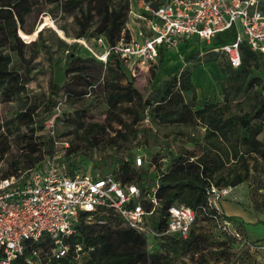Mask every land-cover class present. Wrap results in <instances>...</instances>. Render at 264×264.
Listing matches in <instances>:
<instances>
[{"label":"trees","instance_id":"1","mask_svg":"<svg viewBox=\"0 0 264 264\" xmlns=\"http://www.w3.org/2000/svg\"><path fill=\"white\" fill-rule=\"evenodd\" d=\"M47 1H61L58 5L68 12L79 10L74 15L77 25L75 34L69 36L85 37L88 40L104 36L110 44L116 43L122 35L131 8L129 0ZM151 1L158 4L162 0ZM33 11V0H0V89L4 88L9 96L25 89L31 80L32 58L26 56L25 49L37 40L26 42L19 30L32 32V29L26 26V18ZM44 29L45 27L39 31V36ZM61 29L66 32L65 27ZM21 32L23 33L22 30ZM66 41V44L73 47L67 57L66 74L86 79V85L84 89L77 90L68 78L62 85L52 81L51 86L66 89L69 93L79 96L86 95L89 93L88 87L95 85V76L91 73L89 63L100 65L99 72L103 68L109 70L104 81L109 105L128 115L110 140L111 145L117 146L122 152L113 156L114 169L109 172H113L124 184H138L144 193L150 192L158 183V207L153 225L157 232L165 226L166 210L170 205L182 204L198 210L200 205L206 202L212 186L233 187L251 179L252 183L248 182L251 183L250 197L253 206L256 210L264 207V199L260 198L264 196V192L260 191L264 188V179L261 178L264 169L260 163L261 159H264V141L259 138V134L264 130V79L251 76L253 68L264 71V57L261 53L251 50L245 41L241 42V65L238 68L231 67L228 60V67L218 63L223 73H230L233 87L231 98L224 87L222 101L206 100L196 107L198 95L189 67H183L161 79L158 86L145 95L130 81L123 82L120 78L110 80V72L113 69L120 71L122 75L127 72L126 64L119 54L111 52L104 63L83 44ZM78 47L82 52L76 51ZM15 57L18 58L21 70L16 67ZM215 59L211 57L207 60ZM153 74L156 75V71ZM185 92L191 93L189 102L185 101ZM240 93H244L243 98L234 104L233 99ZM243 102L247 103V109L242 108L234 112L232 106L241 105ZM54 103L51 99L44 105L46 116L43 119L35 118L36 110L40 106L37 102L18 112V120L25 121L29 128L28 137H38L39 140L28 144V150L25 152L28 162H13L14 172L21 167H32L46 155L53 154L54 140L43 133V128L44 119L51 114ZM197 121L203 125L201 137L194 138L186 134L184 139L192 141L194 146H181L175 155L167 158L165 164L158 154L148 161L142 158V162L137 164L130 149H124L125 146L130 148L131 142L140 132L144 134L146 145H150L155 123L164 125L176 122L195 126ZM37 131L42 133L43 138L39 134L36 135ZM106 131L104 123L89 122L83 128L82 137L94 147L99 145L101 136ZM36 151L40 152L34 155ZM79 153V147L74 143L66 147L65 158L61 159V163L69 161L65 166L69 172L82 170L76 160ZM10 174L11 172L6 171L3 176ZM144 205L150 207L148 202ZM197 213L196 220L201 218L217 226L216 221L207 214L200 211ZM88 216V212L81 214L78 223L80 234L77 237L85 246H91V249L80 258L67 256L58 264H177V261H180V264H257L251 246L258 244L260 239H247L239 226L241 239L221 229L219 230L224 235L218 239L206 233L203 227H193V224L185 238L168 233L157 235L162 250L150 251L147 247V235L120 224L122 219L112 210L105 215V223L90 222ZM229 218L238 221L236 216ZM236 244L239 247L233 250Z\"/></svg>","mask_w":264,"mask_h":264},{"label":"built area","instance_id":"2","mask_svg":"<svg viewBox=\"0 0 264 264\" xmlns=\"http://www.w3.org/2000/svg\"><path fill=\"white\" fill-rule=\"evenodd\" d=\"M142 9L130 8L122 35L114 44L104 36L88 40L73 37L98 59L107 62L111 52L136 68L158 64L167 48L183 40L209 41L233 26V40L217 45L233 68L241 65L240 43L264 57V9L259 0H143ZM72 43V42H71ZM132 68V67H131ZM59 106L44 119L43 133L53 138L54 152L29 168H19L0 177V264H58L67 257L80 258L91 249L77 237L81 214L88 212L96 222L105 223L109 210L123 223L146 235L163 233L187 237L197 211L214 219L217 227L241 239L236 224L220 208L222 196L231 186L211 187L198 210L172 204L166 210L165 226L157 232L158 183L144 193L136 183L124 184L113 172L75 170L61 163L59 147L70 146L57 137ZM163 164L167 158L162 157ZM142 162L137 157V164ZM148 202L147 208L144 203ZM90 221V220H89ZM74 236V239H72Z\"/></svg>","mask_w":264,"mask_h":264},{"label":"rangeland","instance_id":"3","mask_svg":"<svg viewBox=\"0 0 264 264\" xmlns=\"http://www.w3.org/2000/svg\"><path fill=\"white\" fill-rule=\"evenodd\" d=\"M34 11L26 18V26L32 29V32H26L20 29V34L26 42L37 40L36 43L31 44L25 49L27 57L31 59V80L27 83L26 88L20 92L7 95L5 89H0V177L6 171L14 172V161L21 160L22 163L28 162L25 152L28 150V144L38 142V137H28L29 128L25 121H20L17 118L18 112L33 105L35 102L40 106L36 110L35 118L43 119L46 112L43 111L44 105L51 99L54 100V105L59 106L60 114L57 118V137L61 141H68L79 147V155L76 160L83 170H97L100 173L112 171L114 169L113 156L122 152L117 146H112L111 138L115 131L119 128L124 120L128 117L123 114L121 110H115L109 105L107 88L104 86L105 76L108 71L103 68L99 72L100 65L92 62L89 63L91 73L95 76L94 87H88L89 93L79 96L74 93H69L66 89H57L51 86L54 81L59 85L64 84V81L70 78L71 84L77 89H84L86 79L71 77L73 75L66 74L67 57L73 47L65 43L74 42L72 36L75 34L77 25L74 22V15L79 11L68 12L58 5L59 2H49L47 0H33ZM133 9H142L143 0H129ZM261 8H264V0H259ZM127 9V8H126ZM126 9L123 10L124 14ZM130 12V11H129ZM45 27L41 36L39 31ZM65 27L64 32L61 28ZM23 31V33L21 32ZM1 33V24H0ZM68 35V38L63 37ZM229 31L220 32L214 38L207 41L201 40H183L174 48H167L161 54L158 64L145 67H134L130 62L125 63L127 72L122 75L120 71L113 69L110 72V80H118L120 78L123 82L130 81L145 95H148L151 90L158 86L161 79L170 76L177 69L178 66L189 67L191 69L192 81L196 86L198 100L195 105L198 107L206 100H223V88H227L229 97L233 87L231 85L230 73H223L218 63L228 67L227 59L223 51L218 50L215 46L222 41L229 40ZM65 40V41H62ZM77 52H82L78 47ZM174 55V56H173ZM215 57V60H207ZM16 67L21 70V65L18 63V58L15 57ZM158 65V67H157ZM132 67V68H131ZM217 68V71L215 70ZM200 70H202L200 72ZM264 70V69H262ZM156 71V75L153 72ZM264 71L257 68L252 69L251 76H260L264 79ZM203 77V79H202ZM197 82V83H196ZM191 93L185 92V101L189 102ZM244 93L238 94L234 99V104L241 100ZM234 112L247 109V103L243 102L241 105L232 106ZM51 109V110H52ZM52 112V111H51ZM101 122L107 127V131L101 136L102 140L98 146L91 147L83 137V128L89 122ZM143 126V125H141ZM154 131L151 136V144L146 145L144 141V134L141 132L139 136L131 142V146H125V151L133 154L135 159L137 157L143 158L146 161L150 160L153 155L158 154L159 157H166L170 159L181 146L192 148L194 146L192 141H186L185 135L190 134L191 137L200 138L203 132V125L197 121L195 126H186L176 122L167 124H154ZM182 132V133H179ZM42 133L37 131L36 135ZM41 138L42 135H41ZM259 138L264 141V130L259 134ZM41 145L39 144L38 147ZM40 151H36L37 155ZM61 158H65L66 148L59 147ZM145 161V162H146ZM69 161H63L66 166ZM22 164V165H23ZM144 164V161H143ZM146 164V163H145ZM264 179V176L261 175ZM248 181L251 182V179ZM246 181L247 186L238 187L239 194L237 197H232V190L230 196L225 195L221 197L219 205L222 211L228 217H240L243 221L233 222L240 230H244L245 237L249 240L260 239L258 244L251 246V251L255 254L257 264H264V210H254L253 203L250 201L251 183ZM248 190V191H247ZM234 191V194L237 193ZM261 192L262 189L260 190ZM241 192V193H240ZM240 195V196H239ZM264 199V196L260 197ZM264 206V205H262ZM90 222H96L97 218L92 217ZM114 222H116L114 220ZM120 224H124L120 220ZM201 226L204 231L215 238H223V233L217 226L207 220L198 219L193 227ZM147 247L150 251L162 250L159 245L157 235H147ZM239 247L238 244L233 246V250ZM78 264H81L78 263ZM180 264V261H177Z\"/></svg>","mask_w":264,"mask_h":264},{"label":"crops","instance_id":"4","mask_svg":"<svg viewBox=\"0 0 264 264\" xmlns=\"http://www.w3.org/2000/svg\"><path fill=\"white\" fill-rule=\"evenodd\" d=\"M227 31H229V35H230L229 40L222 41L220 44H222V43H224V42H228V41L233 40L234 35H235V33L237 32V27H236V26H233V27H231V28H229V29H227V30H225V31H223V32H227ZM217 34H218V33H217ZM217 34H216V35H217ZM216 35H215V36H216ZM215 36H214V37H215ZM214 37H213V38H214ZM173 56H174V55H173ZM181 68H183L181 65L178 66L177 69H176L174 72L180 70ZM215 70L217 71V68H215ZM201 71H202V70H200V72H201ZM193 74H194V73H192V75H193ZM192 77H193V76H192ZM202 79H203V77H202ZM196 83H197V82H196ZM195 85H196V84H195ZM260 163H261L262 169H264V159H261ZM261 175L264 176V172H262ZM245 183H247V182L245 181V182H242V183H240V184H238V185L232 187V191H233V192H232V197H233V198L237 197L236 194H239V193H238V190H237V191H235V190L238 189V187H242V186H244V185H245V187H246L247 184H245ZM261 189H262V191H264V188H261ZM261 189H260V190H261ZM234 191L237 192V193L234 194ZM247 191H248V190H247ZM248 192L250 193V191H248ZM240 193H241V192H240ZM229 196H230V194H229ZM239 196H240V195H239ZM249 198H250V201H251V197H250V196H249ZM251 202H252V201H251ZM252 208H253L254 210H256L254 207H252ZM260 209H261V208H260ZM260 209H259V210H260ZM262 210H264V207H262ZM256 211H257V210H256ZM236 218H237L238 221H240V222L242 221V220L240 219V217H236ZM242 223H243V221H242ZM243 231H244V230H243Z\"/></svg>","mask_w":264,"mask_h":264},{"label":"bare ground","instance_id":"5","mask_svg":"<svg viewBox=\"0 0 264 264\" xmlns=\"http://www.w3.org/2000/svg\"><path fill=\"white\" fill-rule=\"evenodd\" d=\"M63 35H64V34H63ZM63 37L68 38L66 35H64Z\"/></svg>","mask_w":264,"mask_h":264}]
</instances>
